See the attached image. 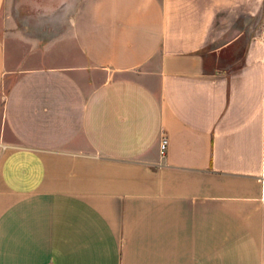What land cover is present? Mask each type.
Segmentation results:
<instances>
[{"label": "crops", "instance_id": "crops-1", "mask_svg": "<svg viewBox=\"0 0 264 264\" xmlns=\"http://www.w3.org/2000/svg\"><path fill=\"white\" fill-rule=\"evenodd\" d=\"M0 264H264V0H0Z\"/></svg>", "mask_w": 264, "mask_h": 264}, {"label": "rangeland", "instance_id": "rangeland-1", "mask_svg": "<svg viewBox=\"0 0 264 264\" xmlns=\"http://www.w3.org/2000/svg\"><path fill=\"white\" fill-rule=\"evenodd\" d=\"M40 13V12H39ZM37 12H30L28 14V16H30V19L27 20V23H29V21H32V24H30V31L32 32H37L38 35H49V34H55V33H59L63 27H62V22L64 19V15L61 13V11H52L51 13H49V18L46 19H42V21H38L37 26H33V24L35 23L34 19L38 18L39 19V15H37ZM37 23V22H36ZM229 54H224V58L219 59V63L220 64H224V63H230L231 62V58H228ZM208 68V66H207Z\"/></svg>", "mask_w": 264, "mask_h": 264}, {"label": "built area", "instance_id": "built-area-1", "mask_svg": "<svg viewBox=\"0 0 264 264\" xmlns=\"http://www.w3.org/2000/svg\"><path fill=\"white\" fill-rule=\"evenodd\" d=\"M168 138L166 135H163L160 139V152L163 154L167 150Z\"/></svg>", "mask_w": 264, "mask_h": 264}]
</instances>
